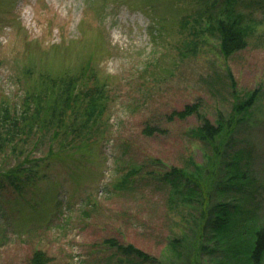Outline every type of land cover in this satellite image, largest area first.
I'll list each match as a JSON object with an SVG mask.
<instances>
[{"label":"rangeland","instance_id":"rangeland-1","mask_svg":"<svg viewBox=\"0 0 264 264\" xmlns=\"http://www.w3.org/2000/svg\"><path fill=\"white\" fill-rule=\"evenodd\" d=\"M89 1L0 0V108L81 65L94 73L84 83L107 91L95 119L83 121L80 97L56 136L35 127L3 145L0 264H29L35 251L47 264H131L110 239L156 264H221L226 253L207 232L198 238L203 210L228 202L264 222V0H229L248 35L228 57L204 21L225 0H98L100 10ZM254 90L249 113L211 145L197 138L196 115L163 118L198 102L214 123ZM146 125L165 132L146 135ZM234 161L245 173L236 185L226 174Z\"/></svg>","mask_w":264,"mask_h":264},{"label":"trees","instance_id":"trees-1","mask_svg":"<svg viewBox=\"0 0 264 264\" xmlns=\"http://www.w3.org/2000/svg\"><path fill=\"white\" fill-rule=\"evenodd\" d=\"M98 0H90L89 5L99 10L102 8V4L96 5ZM226 4L222 5L217 12L213 11L215 4L211 6L212 12H209L206 19V28L212 33H216L219 39V49L224 57H228L234 52L243 49L246 46V38L248 35V27L245 24L244 16L237 12L229 0H225ZM200 12H197L196 18H194V24H197L201 19ZM181 27L186 25L189 20L187 18L180 21ZM77 75L65 74L58 78H51L48 75L45 76L44 90L42 92H26V95L22 98L19 107H15L13 110L7 106H1L0 108V150L3 145L9 141L16 140L26 142L27 135L36 127L38 132L42 128L52 130V134L56 136L64 126L65 119L68 118L69 113H73L75 110V104L83 99L85 103L83 121L95 119L99 116L105 107L106 102V84H96L94 87L87 86L84 83L86 76H94L91 68H86L83 65L79 67ZM52 87L48 90L49 87ZM257 90L247 93L243 99L234 98V102L231 106L233 116H228L224 119L219 116L216 121L211 122L200 116L198 102L190 105H185L181 110H174L163 116L166 123H171L174 120L183 121L191 115H196L200 119V124L195 129V134L198 139L207 143L214 144L219 141L223 136H229L233 133L239 119H235L237 114H240L242 119L249 112V108L252 106L256 97ZM234 95L235 94L234 92ZM86 98V99H85ZM84 100V101H83ZM93 121V120H92ZM23 123V124H22ZM12 126V128H10ZM146 135H151L153 131L164 133V129H158L157 127L146 125L144 127ZM216 147L212 146V152L216 155ZM233 160L235 156L232 155ZM26 159L23 161L28 162ZM30 161H35L30 159ZM24 166H18L17 170L21 171ZM232 172L227 171V182L229 184L236 185L240 181H245V173L239 171L234 161L230 167ZM236 170L234 172L233 170ZM13 171V170H12ZM175 170H173L174 172ZM12 176V175H11ZM10 177V176H9ZM175 174L170 180L174 182ZM225 178V176H223ZM207 192V191H206ZM207 193L201 190L199 197L207 200ZM204 199V200H205ZM205 200V201H206ZM229 205V206H228ZM228 207H232L231 210ZM235 205L226 203H217L209 209L203 210V221L199 223L200 234L198 238H202L204 233L206 234V241H212L213 247L218 251H221L227 256L222 257L224 259L221 264H263L264 261V222L258 221V217L251 216L250 219H244L238 216V211L234 213ZM111 247L116 246L117 252L121 256H125L127 261L131 264H140L138 261L148 264H156L155 259L150 255L136 249L132 245H118L113 240L106 241ZM108 244V245H109ZM109 245V246H110ZM47 258L40 251H35L29 264H47ZM138 260V261H137ZM192 264H198L197 260Z\"/></svg>","mask_w":264,"mask_h":264}]
</instances>
